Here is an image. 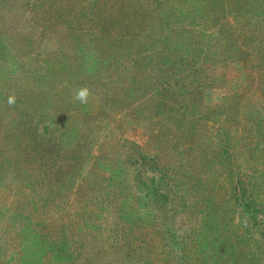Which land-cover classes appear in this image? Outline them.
Here are the masks:
<instances>
[{
	"label": "rangeland",
	"instance_id": "374dc122",
	"mask_svg": "<svg viewBox=\"0 0 264 264\" xmlns=\"http://www.w3.org/2000/svg\"><path fill=\"white\" fill-rule=\"evenodd\" d=\"M254 188L264 0H0V264H264Z\"/></svg>",
	"mask_w": 264,
	"mask_h": 264
},
{
	"label": "trees",
	"instance_id": "16d2710c",
	"mask_svg": "<svg viewBox=\"0 0 264 264\" xmlns=\"http://www.w3.org/2000/svg\"><path fill=\"white\" fill-rule=\"evenodd\" d=\"M251 1H255L257 2L258 0H251ZM248 8V4L245 8H241L239 11H242V10H247ZM207 52H210V49L207 51ZM185 91L184 92H178L176 91L177 93H179L180 95H188L189 93V88L188 89H184ZM167 93H169L170 95H172V91H167ZM203 100V96L202 98H200L199 101ZM180 108H185V107H188L190 108L189 106V103L187 100H182L180 103ZM202 107V105L200 104L199 107ZM194 110V108H193ZM135 158V157H134ZM131 164L132 165H135V166H138L137 171H135V173L137 174L138 176V173H140L141 175H143L146 179V181H144L143 183V186L146 187V189L149 191L154 192L153 194L150 192V198L152 199L151 202L152 203H156V204H159L160 206H163V207H166L168 204V196L167 195H163L159 189H151L150 186H153V184H155L156 182V175L154 174V171H153V167L148 164V163H143L142 161L139 160V156H137L135 159H132L131 160ZM142 163V165L140 164ZM140 164V165H139ZM139 174V175H140ZM152 194V196H151ZM257 195H259V192L255 190V188L252 190V191H249L248 194L246 195V201L244 202V207H245V210L246 211V214H247V220L249 223H253L252 227L254 228L255 224H261L262 222V219H264V209L263 207H261V205L259 204L258 202V197ZM149 198V200H150ZM244 221L246 223V226H249L246 219L244 218ZM56 245H59L61 246L62 248L58 247L57 249V246ZM54 249H53V252L55 251V256L53 255L52 259H56L58 260L59 259V256L61 257V260L59 261H62L63 263H59V264H76V261L75 260H71L70 257H66L67 255H69V249L62 243V240L57 242L56 244L54 243ZM262 253V250H260L259 254ZM70 256V255H69Z\"/></svg>",
	"mask_w": 264,
	"mask_h": 264
},
{
	"label": "clouds",
	"instance_id": "9594fccd",
	"mask_svg": "<svg viewBox=\"0 0 264 264\" xmlns=\"http://www.w3.org/2000/svg\"><path fill=\"white\" fill-rule=\"evenodd\" d=\"M88 97H89V90L87 88H81L77 90L75 94V99L79 101L81 104H85L88 102ZM9 104L15 103V98L10 97L8 100Z\"/></svg>",
	"mask_w": 264,
	"mask_h": 264
}]
</instances>
